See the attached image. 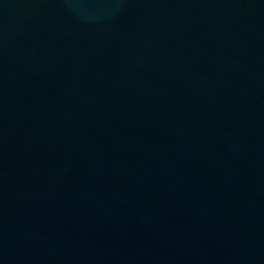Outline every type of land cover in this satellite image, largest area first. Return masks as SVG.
<instances>
[{
	"label": "water",
	"instance_id": "obj_1",
	"mask_svg": "<svg viewBox=\"0 0 264 264\" xmlns=\"http://www.w3.org/2000/svg\"><path fill=\"white\" fill-rule=\"evenodd\" d=\"M0 264H264V0H0Z\"/></svg>",
	"mask_w": 264,
	"mask_h": 264
}]
</instances>
